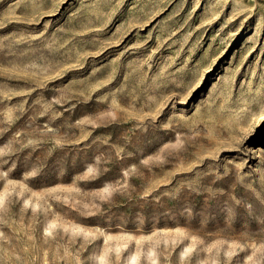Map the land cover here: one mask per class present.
I'll return each mask as SVG.
<instances>
[{
	"label": "rangeland",
	"instance_id": "374dc122",
	"mask_svg": "<svg viewBox=\"0 0 264 264\" xmlns=\"http://www.w3.org/2000/svg\"><path fill=\"white\" fill-rule=\"evenodd\" d=\"M0 264H264V0H0Z\"/></svg>",
	"mask_w": 264,
	"mask_h": 264
}]
</instances>
